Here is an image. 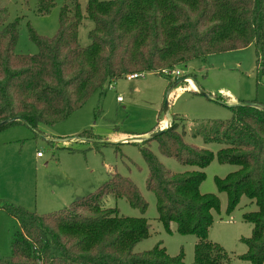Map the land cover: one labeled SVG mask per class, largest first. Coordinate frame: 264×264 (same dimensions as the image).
I'll list each match as a JSON object with an SVG mask.
<instances>
[{"label":"trees","instance_id":"16d2710c","mask_svg":"<svg viewBox=\"0 0 264 264\" xmlns=\"http://www.w3.org/2000/svg\"><path fill=\"white\" fill-rule=\"evenodd\" d=\"M72 1L73 7L62 6L54 37L40 36L29 27L38 48L34 55L16 52L19 23H8L0 7V123L16 119L0 131L16 123L32 130L56 125L130 73L160 74L216 53L253 45L258 67L264 70V0H87L85 6ZM38 2L40 15L55 6V0ZM86 18L94 26L90 44L82 46L79 28ZM170 95L171 91L166 99ZM228 109L229 120L205 123L192 137L217 143L218 161L238 167L225 179L217 178L216 184L227 194L228 214L242 196L258 207L244 214L253 233L243 239L248 252L242 258L263 264L264 104L240 100ZM177 118L170 115L166 130L137 143L148 168L146 188L155 195L158 219L167 232L175 226L179 234L197 237L192 264H226L224 249L209 240L212 213L219 211L220 201L200 192L214 154L185 142L186 132L179 130ZM156 131L157 127L152 132ZM76 138L99 143L90 131ZM153 141L162 156L197 170L173 173L151 150ZM111 197L126 199L143 215L147 212L140 190L118 173L95 192L50 214L0 201V210L17 223L10 253L0 255V264H185L182 254L172 257L162 244L136 252L135 247L150 236L151 226L146 218L125 217L117 207H107Z\"/></svg>","mask_w":264,"mask_h":264},{"label":"rangeland","instance_id":"374dc122","mask_svg":"<svg viewBox=\"0 0 264 264\" xmlns=\"http://www.w3.org/2000/svg\"><path fill=\"white\" fill-rule=\"evenodd\" d=\"M79 1L85 6L87 0ZM38 3V0H0L7 22L19 23L20 36L16 46L19 54L38 53L36 44L30 39L29 27L40 36L52 38L59 29L62 6L65 3L74 5L72 0H55L50 12L40 15ZM93 26L91 20L84 19L79 28L82 46L90 44L89 32ZM175 69L183 75L178 80L188 78L196 89L191 88L189 81L174 88L178 80L170 85L168 77L155 72H145L143 77L135 80L125 76L103 93H95L81 109L61 123L40 125L38 130L16 123L0 131V201L40 215L50 214L95 192L111 174L118 173L131 179L148 203L144 215L126 199L111 197L106 204L117 207L125 217L148 220L150 236L140 242L135 251L151 250L162 244L170 256L182 254L184 263L192 264L197 237L181 235L175 226L169 233L159 221L155 195L146 188L148 168L137 145L153 137L162 127L170 126L167 122L163 126L160 121L167 116L165 106L168 103L167 112L178 117L179 130L184 128L186 132L185 142L214 154L204 170L206 179L200 186L201 194L215 195L220 201L219 211L212 213L209 240L224 249L229 258L226 264H252L242 258L248 252L243 239L250 238L253 233V225L244 220V214L255 212L258 207L242 196L237 208L228 214L227 194L219 191L216 179H225L238 167L221 164L217 158L221 146L205 143L202 136L194 138L192 133L210 121L229 120L232 114L228 107L235 105L234 100L264 104V70L258 67L253 45L212 54ZM170 91L172 94L166 99ZM118 97H122L123 102L119 103ZM155 127L157 131L152 132ZM84 131H90L99 143L77 139L76 136ZM151 150L173 173L197 170L162 156L154 141ZM39 153L42 157H38ZM16 224L14 218L0 210L1 256L10 253L11 232Z\"/></svg>","mask_w":264,"mask_h":264},{"label":"built area","instance_id":"2783aa9c","mask_svg":"<svg viewBox=\"0 0 264 264\" xmlns=\"http://www.w3.org/2000/svg\"><path fill=\"white\" fill-rule=\"evenodd\" d=\"M145 72H135V73H130L128 75H126V78L128 80H135V79H139L141 77L144 76ZM160 74H162L165 77H168V79L171 82H175L176 80H178L179 78L183 77L182 73L180 72V70L175 69V68H167V69H163L160 71ZM264 79V78H263ZM185 81H189L188 78H185ZM118 102H123L122 97H118L117 98ZM162 124V123H161ZM164 127H162L161 129H163ZM39 157H42V155L39 153L38 154Z\"/></svg>","mask_w":264,"mask_h":264},{"label":"water","instance_id":"95a60500","mask_svg":"<svg viewBox=\"0 0 264 264\" xmlns=\"http://www.w3.org/2000/svg\"><path fill=\"white\" fill-rule=\"evenodd\" d=\"M185 81V79H180V80H178L177 82H175L174 83V88L175 87H177L178 86V84H180V83H182V82H184ZM167 110H168V103L166 104V106H165V111H166V120H168L169 121V118H170V115H169V113L167 112ZM16 121V119H11V120H8V121H4V122H2V123H0V129H2L5 125H7V124H10V123H14ZM169 127V126H168ZM167 127V128H168ZM167 128H165V129H162L161 131H158V132H156L154 135H158V134H160L161 132H163L164 130H166Z\"/></svg>","mask_w":264,"mask_h":264},{"label":"crops","instance_id":"0c3cea01","mask_svg":"<svg viewBox=\"0 0 264 264\" xmlns=\"http://www.w3.org/2000/svg\"><path fill=\"white\" fill-rule=\"evenodd\" d=\"M190 81L192 82V80H190ZM193 89H196V87L193 88ZM179 91H180V90H179ZM171 94H172V93H171ZM170 96H171V95H170ZM239 101H240V100H239ZM239 101H238V102H239ZM238 102H236V100H234L233 103L236 105V104H238ZM119 103H121V102H119ZM165 122H166V118H164V121H161V123H162L163 126H165V125H164ZM166 125H167V124H166ZM166 127H167V126H166ZM38 157H39V156H38Z\"/></svg>","mask_w":264,"mask_h":264},{"label":"bare ground","instance_id":"6f19581e","mask_svg":"<svg viewBox=\"0 0 264 264\" xmlns=\"http://www.w3.org/2000/svg\"><path fill=\"white\" fill-rule=\"evenodd\" d=\"M190 82V86H191V88L193 89V88H195V85H194V83L193 82H191V81H189ZM166 122L170 125V121H168V120H166Z\"/></svg>","mask_w":264,"mask_h":264}]
</instances>
